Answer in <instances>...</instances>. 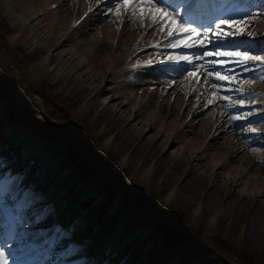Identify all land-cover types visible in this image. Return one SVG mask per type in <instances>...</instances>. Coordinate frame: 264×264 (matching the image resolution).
Segmentation results:
<instances>
[{
	"label": "bare ground",
	"instance_id": "obj_1",
	"mask_svg": "<svg viewBox=\"0 0 264 264\" xmlns=\"http://www.w3.org/2000/svg\"><path fill=\"white\" fill-rule=\"evenodd\" d=\"M12 1L7 0L5 5L10 11L8 15L12 21L11 27L16 30L13 39L23 45L30 59L24 69L25 76L30 82L38 79L46 80L55 84L58 89L66 88L74 93L75 107H71V111L75 114L71 116L89 117L90 124L95 130L94 134L97 138L99 137V143L104 145L103 147H116L118 153L129 149V157H119L120 159L114 163L120 169H127V178L134 188L153 195L155 206L171 204L178 201L181 196L187 198L190 204H195L191 214L195 215L193 219L199 222L205 220L211 206L215 207L214 209L219 208L218 214L210 219L212 225L223 223L224 227L231 232L233 230L238 232L243 240L258 238L264 241V176L261 175L264 170V125H261V121L259 124L252 125L261 134L249 133L247 136L249 146L260 145V148L250 147L251 153L250 156L248 153L244 158V166L231 168L228 163L239 156L244 144L240 142L241 139L239 141L237 137H231L232 140L227 143L226 151H224L225 146L221 145V139L224 138V133H228L229 128L237 132L236 127L240 126L239 123L232 121V124L224 125L225 115L237 110L227 108L221 100L208 103L214 97L208 100L207 96L209 98V93L215 91L212 89L210 91L208 84H204V76L201 75L200 83H197L192 77L186 75L185 69L188 67L186 64L164 59L168 54H176L175 50L183 51V53L196 50L154 47L157 42L167 43L164 34L152 31L151 37H146L144 34L150 29L147 27L148 21H145L142 27L139 20L129 23L126 16L118 18L114 14L106 13V8L111 6L109 0H103L102 5H98L97 0H87V2L85 0L84 3L72 4L73 6H69V0H16L18 14L14 13L10 6ZM263 1L229 0L224 6L228 15L238 16L247 11H263ZM210 2L223 5L225 0H210ZM90 8L93 10L89 11ZM211 9H205L207 15H200L196 21L199 24L206 23ZM113 18H117L118 22H115ZM113 23L120 27L113 25L115 28H112ZM134 29L136 31L141 29L142 33L131 36ZM256 29L260 30V27L256 26ZM80 36L82 38L78 40L77 37ZM42 40L43 44L40 43ZM49 40L51 43H47ZM64 40L73 46L65 50V53L63 49L59 50V47L65 43H62ZM251 43L254 48L259 49L264 46V36H257ZM149 49L154 50L147 51ZM152 56L156 59H152ZM148 61H151L150 66L136 67ZM197 63L200 62L197 61ZM166 68L172 73L164 72ZM257 74L259 71H256L254 76ZM163 75H166V78ZM177 78H182L183 81H178ZM186 80H189L187 84L184 83ZM93 83L96 84L92 87ZM107 83L112 84V89L117 90L116 95L103 104L100 97L107 94ZM159 83H168V85L159 88ZM47 85L49 87V82ZM86 87L87 89L89 87V90ZM254 90L264 93V90L258 91L256 88ZM54 91L58 94V90ZM181 91L192 97L193 95L198 96L190 105V108L193 106L194 110L189 108L184 115L189 127H193L198 122L196 119L199 120L200 115L205 114L211 106L213 107L210 109L213 115V130L208 131V136L212 139L198 143L201 144L200 147H206L213 142V163L204 164L201 161L203 151L185 143H183L185 146H180L182 150L180 154L169 155L170 148L175 146L172 142L176 144L181 142L178 134H183L184 128L160 127L161 125H158V121L161 120L159 114H169L170 110L176 108L171 104L172 95H178ZM222 93L229 95L231 92ZM51 94L57 96L53 91ZM216 95L220 96L218 92ZM235 95L237 96L238 93L235 92ZM156 96H158L157 102L155 101ZM220 101L221 104L217 105ZM152 104L156 109H150ZM177 104L176 115L182 114L184 104L182 102ZM253 106H256V103L252 104L251 108ZM3 107L0 102V174L8 170V165L14 166L18 162L17 158L25 160L22 165L19 162L18 166H14L19 167L20 173L16 176L20 178L22 184L25 186L32 182L30 186L36 187L34 184L39 183L42 190L45 189L42 192H50L49 199L52 200L50 207L62 206L64 209L67 207L69 215H73V221L70 220V224L66 225L64 218L56 224L60 226L63 224L74 230L73 227L82 223H87L89 228L92 224L99 223L97 228H93L90 232L71 234L73 238H78L76 241L65 240L62 243V245H74L83 254L87 253L85 254L87 258L85 256L81 258L83 256L81 254L71 258L68 263L61 264H87V262L100 264L101 261L96 260L99 258L96 256L107 260L115 259L114 264H150V261L153 264H166L170 256L168 264L201 263L194 249L183 246H174L169 249L163 243H159L161 237L154 228L149 227L150 231L142 230L141 228L144 229L149 225L151 216L146 218L144 211L126 212L125 202L122 201L119 208L117 197H113V200L109 202V210H107L109 214H105L107 205L106 200L100 199L101 196H99L102 192L99 178L75 174L74 168L70 166L66 156L64 157L61 153L64 149L61 144L51 142L39 144L37 141H32V134L27 132L23 126L11 125L6 121ZM147 111H151L152 114L149 112L150 114L147 115ZM256 112L258 116L263 115L259 118H264V109L259 112L256 110ZM257 115L250 118H257ZM214 116L217 118L214 119ZM135 117L138 118L136 121H134ZM112 121L121 123V125L115 128L110 124ZM134 122L138 127L134 125ZM152 129H154L151 133L152 137L147 138V133ZM111 131H114L113 135L107 137ZM170 136L172 140L169 139ZM164 137L166 139L161 144ZM169 140L168 149L164 151ZM137 151H147L146 156L141 157ZM197 152H200L199 156ZM153 157L156 159L155 166L150 169L146 168L147 161ZM9 158H16V161L9 163ZM181 165L184 167L182 168ZM197 165L202 168L201 171L195 168ZM164 167L168 171L161 176L160 172ZM181 169H183L182 176H184L182 183L175 179ZM31 170L33 174L30 176ZM251 172H255V175ZM21 174L24 176H20ZM31 178L32 181H30ZM158 178H161L159 183L156 182ZM88 185H91V188H87ZM74 186L78 189H74ZM184 187H187L185 191L188 190V192L191 189V193L187 196L183 195L185 192L181 193ZM111 216L117 218L113 220L110 219ZM107 234H111L110 237ZM77 235L81 236L77 237ZM146 240L149 241L146 252L142 255L143 259L138 261L130 250V246L134 243L140 246ZM59 247L51 255L41 250L39 254L34 255V259L46 262L45 259L52 258L54 255L63 257L61 253L64 248ZM122 253L124 256L119 257L118 255ZM201 264H212V259Z\"/></svg>",
	"mask_w": 264,
	"mask_h": 264
},
{
	"label": "rangeland",
	"instance_id": "obj_2",
	"mask_svg": "<svg viewBox=\"0 0 264 264\" xmlns=\"http://www.w3.org/2000/svg\"><path fill=\"white\" fill-rule=\"evenodd\" d=\"M6 2L7 0H0V102L4 106L3 115L6 118V121L9 122V124L11 125L17 124L23 126L27 132H30L32 134L31 137L32 141H37L39 144L41 142L43 143L51 142L53 144L55 143L61 144L64 148L61 153L64 157L66 156L65 158L69 162L70 166L74 168L75 174L77 175L81 174L84 177L94 176V178H99L100 188L102 191L99 196L102 197L104 194V196L102 198L100 197V199H103L104 201L106 200L105 202L107 205L105 214L107 215L109 214V211L107 212V210H109L108 209L110 205L109 202L113 200V197H117L119 200L117 204L118 207L120 208L121 207L120 205H122V201H124L126 212L137 213L144 211L145 212L144 216L146 218L151 216L149 217L150 218L149 225L144 229L143 228L141 229L145 231L147 230L150 231L149 227L154 228L161 237L159 243H163L169 249H171L174 246L176 247L183 246L194 249L196 251V256L198 257V260L201 263L205 262L208 259H212V264H264V241L262 239L260 240L258 238H252V239L243 240L238 235V232L234 230L231 232L228 228L224 227L223 223L212 225L210 219H212L211 218L212 216L215 217L218 214L219 208L214 209L215 207L213 208V206H211L210 207L211 210L209 211V213H207L205 220L203 219L202 221L199 222L193 219L195 215L191 214L195 204L193 205L190 204L187 198L181 196L178 198V201H174L171 204L155 206L154 205L155 199L153 195L147 194L146 192L138 190L132 186L126 175L127 169L126 168L120 169L119 167L115 166L114 163L116 162L117 159H120L121 157L122 158L129 157L130 156L129 149L123 150L122 152L118 153L116 147H111V146L110 148L109 146L103 147L104 145L102 144L101 146L99 143V137L97 138L95 136L94 134L95 130L93 128V125L90 124V118L81 115L80 118L76 117L77 118L76 119L75 117L71 116L74 113V111H71L72 110L71 107L74 106V101H75L74 93L67 90L66 88L58 89L55 84L53 85L50 81H46V80L42 81L41 79H38V80H32V82H30L28 78L25 76L24 69L26 67V64L30 62L29 55H27V52L24 51V48L22 47L23 45L20 42H16L13 39L16 35V30L11 27L12 21L10 20L11 18H9L8 15L10 11L9 8L5 5ZM68 2H69L68 3L69 6H73L72 4L79 5L81 3H84L85 0H69ZM10 6L12 7L13 12L18 14V11L16 10L17 9L16 0H13ZM115 19L114 21L118 22V19L117 18ZM136 22H138V20H136ZM113 25L116 26L118 24L116 23L112 24V28L113 27L115 28V26ZM256 26L260 27V30L258 29L259 31L264 32V18L257 19ZM134 30L136 31V29ZM137 30L140 31L139 32L134 31L131 34V36H133V34L137 35L139 33H142L141 29H137ZM116 32L118 33L119 29ZM93 33L94 31L92 32V34ZM151 33H152V29L151 30L149 29L146 30L144 35H146V37H151ZM146 37L145 39H147ZM80 38L82 37L81 36L79 38L77 37L78 40ZM63 42L65 43L62 44L61 47H59V50L63 49L65 53L68 50V48L70 49V47L73 46L70 44V42L66 40L62 41V43ZM40 43L43 44V40L40 41ZM47 43H51V40H49ZM113 47H115V45H113ZM153 50L154 49H149L147 51H153ZM175 52L183 53V51H178V50H175ZM154 58L155 56H152V59ZM230 67H234V65ZM163 71L172 73L171 71H168V68L164 69ZM236 71L240 72V69H236ZM256 71H259V69H256L252 73H242V75L238 77V80L242 78H246L250 81L251 78L254 77V73ZM163 77L166 78V75H163ZM177 80L181 81L182 78H177ZM188 81L189 80H186L184 81V83L187 84ZM190 81H193V79H190ZM48 82H49V87L47 85ZM178 83L180 84V82ZM95 84L96 83H93L92 87ZM167 85L168 83L167 84L159 83V88L165 87ZM181 85L184 87V84L181 83ZM244 86L246 88H252V89L256 88V90L258 91L264 90V82H261L260 80H255V82L245 83ZM107 87L111 89L109 90ZM107 87H106L108 91L107 94L104 95L103 97H100L101 98L100 101L101 102L103 101L102 102L103 104H106L112 96L116 95L115 93L117 89L115 90L112 89L113 87L112 84L107 83ZM208 88L210 91L212 89V91L218 92L214 88H212L209 84H208ZM54 90H58L57 91L58 94ZM87 90H89V87ZM91 90L92 88L90 89V91ZM52 91L55 94H57V96H53L51 94ZM218 93L220 95H227L222 92H218ZM239 94L240 93H238V95L236 96L235 92H231L227 96L240 97ZM197 97L198 96L195 95H193V97L189 96L188 94H185L182 91L181 93L178 92V95L173 94L172 95L173 99L171 98L173 101L171 100L172 101L171 104H173V107L177 108L178 105L177 103L182 102L184 104V108L181 111L182 114L180 113L176 115L177 114V112H175L176 108H173L172 111L170 110L169 114L160 113L159 116H161L160 117L161 120L158 121V125H161L160 127L165 126L166 129L168 128L175 129L176 127L184 128L183 129L184 133L178 134L180 137L179 140H181V142L179 144H176V142H172L173 144H175V146H172L170 148L169 155L176 153L180 154L182 152V150H180V146L181 147L185 146L183 144L185 143L194 146V148L197 147L196 149H201L203 151L202 152L203 159L201 161L204 164L213 163V142H210V145L206 147H200L199 145L201 144H198L199 142H203L206 139L207 140L212 139L208 136V131L213 130L212 128L213 115H211V110H210L213 107L211 106L210 109L205 114L200 115V117H198L199 120L196 119V121L198 122L195 123L193 127H189V125L187 124L184 118V115L186 114L185 112L188 111L191 103H193L194 100L197 99ZM212 98H213L212 93H209V98L207 96V99L209 100ZM157 100H158V96L155 97L156 102ZM256 100H257L256 106H253L252 108H244L239 111L246 112L255 109L258 110L259 112L263 110L264 107H261V104L264 103V96H257ZM249 103H250L249 99L245 97V104H249ZM258 103H260V105H258ZM220 104L221 101L217 102V105ZM223 104H225V102H223ZM153 105L154 104L151 105L150 109H156L155 106ZM190 109L194 110V107L191 106ZM225 111L227 112V109ZM149 112L152 114L151 111ZM149 112L147 111L146 114L149 115L150 114ZM233 113L234 112H231V114L225 115L224 121L226 123L224 125L232 124V121L229 119V117ZM261 116L263 115H259V116L257 115V118L249 117L248 121H240V122L234 121L239 123L238 125H240L236 127L237 132L234 130H230L231 128H229L228 133H224L225 134L224 138L221 139V145L224 144L225 146V150L223 149L224 151H226L227 143L232 140L231 137H237L239 141L241 139L240 142L241 143L243 142L244 144L242 146L243 150L241 151L239 156H237V158L231 160V162L228 163V165L231 168L235 169V167L244 166V158L248 155V153L250 156L251 153L250 147L256 146L257 148H260L259 147L260 145L249 146V143L247 142L248 139L247 136L249 135V133L243 131L241 126L249 122H251V126L255 124H259L260 121L264 119V118H259ZM215 117L216 116H214V119ZM136 119L138 118L135 117L134 121H136ZM110 124L113 125L115 128L121 125V123L113 122V121L110 122ZM134 125L138 127L135 122ZM261 125H264V122H262ZM153 131L154 129L150 130L149 133H147L148 135L147 138L152 137L151 133H153ZM113 133L114 131H111L109 134H107V137L112 136ZM165 139L166 138L164 137V139L161 141V144H163ZM169 139L172 140L173 138L170 136ZM128 140L131 141L130 139ZM169 144H170V140L168 145L165 147L164 151L168 149ZM217 147L219 146L217 145ZM145 152L147 151L144 152L137 151V154H141V157H145L146 156ZM166 154H168V152H166ZM197 155L199 156L200 152H197ZM9 156L10 155H8V157ZM13 160L16 161V158L15 159L11 158L9 163L14 162ZM17 160L18 162H16L14 166L17 165V163L19 162L21 165L25 162V160L22 161L18 158ZM155 161L156 159L154 157L150 158L146 163V168L149 169L153 168L155 166ZM14 166L11 167L8 165L7 167L8 170L4 171L2 174H0V176L6 174H11L12 176H16L17 174H19L20 170L19 167H17L18 165L16 167ZM181 167L183 168L184 165H181ZM198 167L199 165H197L195 168H197L198 171H201L202 168L200 167L198 168ZM164 168L161 170L162 173L160 172L161 176L165 175L166 172L168 171L167 168L165 169ZM30 172H32L31 174H29L31 176L33 174V171L31 170ZM251 173L252 174L254 173L253 175H255V172H251ZM24 174H21L20 176L23 177ZM198 174L199 173H197V175ZM182 175H183V169L179 171V174L175 176L176 177L175 179H178L182 183L184 181L182 180L183 179L182 177H184ZM261 175L264 176V170ZM160 180L161 178H158L156 182L159 183ZM30 181H32V178ZM29 183L26 184L25 187L28 190L33 191L35 195H38V197L41 198L42 202H44L43 204H45L51 209L48 219L40 225L41 228L46 229L51 225L56 224L57 222L62 220V218L65 219L64 223H66V225L71 223L70 220H72L73 215L72 214L69 215L70 212L69 213L67 212V207L65 209L62 208V206L50 207L52 202V200L49 199L50 192H42L45 189L42 190V187L38 185L39 183L34 184L36 187L30 186L32 182ZM75 187L76 186H74V189H78V187L77 188ZM88 187L91 188V185H88L87 188ZM186 189L187 187L182 188L181 193L185 192L183 193V195L187 196L188 194L191 193V189L189 192L188 190L185 191ZM83 212L84 211L82 210V213ZM59 214L60 216L58 217ZM116 218L117 217L111 216L110 219L115 220ZM87 225H88L87 223L86 224L82 223L79 226L73 227L74 230H72V228L66 227L65 225L61 224L62 228L70 232V236L65 240L74 242L78 238L75 237L73 238L71 234H75V233L82 234L84 232L86 233L90 232L93 228H97L99 223L92 224L90 228ZM102 227L105 228L104 226ZM86 229L87 231H85ZM103 231L105 232V230ZM106 232L108 233L107 230ZM111 234H107V236L109 235L108 237H110ZM78 236L81 235H77V237ZM147 243H149L148 240H146L140 246L138 245V243L132 244L131 245L132 248L130 246V250L135 254L136 256L135 259H138V261L143 259L142 255H144V253L146 252L145 249L147 247ZM65 246L67 245H61V248H64ZM58 248L60 247L58 246L56 249ZM81 254L83 253L77 250L67 257L65 256L62 257L59 255H58L59 257L58 256L56 257L54 255L52 256V258L45 259L46 262H43V264H49L52 261H54L55 264H61L64 262L68 263L71 258L80 256ZM85 254H83L81 258L84 257ZM118 256L119 257L124 256V254L122 253V255H118ZM96 257H99L96 258V260L101 261L100 264H112V263L114 264V262H116L115 259L107 260L106 258L104 257L102 258L101 256H96ZM170 257H168V261H166V264L170 262L169 260ZM85 258H87V255L85 256ZM89 263L90 262H87V264ZM150 264H153V262L150 261Z\"/></svg>",
	"mask_w": 264,
	"mask_h": 264
},
{
	"label": "snow or ice",
	"instance_id": "obj_3",
	"mask_svg": "<svg viewBox=\"0 0 264 264\" xmlns=\"http://www.w3.org/2000/svg\"><path fill=\"white\" fill-rule=\"evenodd\" d=\"M102 3L103 0H97L98 5ZM109 3L111 6L106 8V13L118 18L126 16L129 23L139 20L142 27L148 21V28L164 34L167 43L157 42L154 47L196 50L168 54L164 59L186 64V75L197 83L203 75L204 84L218 92L240 93V97H229L217 96L213 92L214 99L208 101L215 103L221 100L227 108L236 109L237 112L229 117L231 121H248L249 117L258 114L255 109L239 110L251 108L257 103V96H264V93L244 86L255 80L264 82V46L256 49L251 43L257 36H264L256 29V21L264 18V11L230 16L224 5L217 7L210 0H109ZM207 8L213 9L214 18L210 17L208 23L197 24L195 21L200 15H207L204 11ZM150 64L148 61L136 67H148ZM256 69H259V74L250 81L246 78L238 80L242 73H252ZM245 97L249 104H245ZM241 127L247 133L261 134L251 126V122ZM50 212L51 209L28 190L19 177L11 174L0 176V264H10V261L11 264H43L36 261L34 255L41 250L51 255L62 245L70 236L69 231L59 224L46 229L40 227ZM75 251V246L68 244L61 255L67 257Z\"/></svg>",
	"mask_w": 264,
	"mask_h": 264
}]
</instances>
